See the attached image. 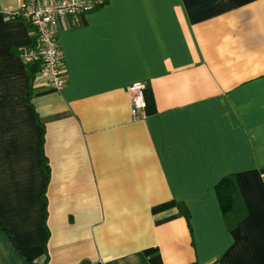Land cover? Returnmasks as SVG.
Instances as JSON below:
<instances>
[{
    "label": "crops",
    "instance_id": "crops-1",
    "mask_svg": "<svg viewBox=\"0 0 264 264\" xmlns=\"http://www.w3.org/2000/svg\"><path fill=\"white\" fill-rule=\"evenodd\" d=\"M16 6L0 0V264H264V0H107L63 19L60 90L21 61Z\"/></svg>",
    "mask_w": 264,
    "mask_h": 264
},
{
    "label": "built area",
    "instance_id": "built-area-1",
    "mask_svg": "<svg viewBox=\"0 0 264 264\" xmlns=\"http://www.w3.org/2000/svg\"><path fill=\"white\" fill-rule=\"evenodd\" d=\"M107 0H17L15 9H5V21L20 20L32 29L33 42L18 47L17 53L25 65H37V74L46 85L60 90L65 83L62 51L56 41V28L63 19H76L103 5ZM132 119L143 118L144 83L127 87Z\"/></svg>",
    "mask_w": 264,
    "mask_h": 264
},
{
    "label": "trees",
    "instance_id": "trees-1",
    "mask_svg": "<svg viewBox=\"0 0 264 264\" xmlns=\"http://www.w3.org/2000/svg\"><path fill=\"white\" fill-rule=\"evenodd\" d=\"M35 67L30 70V77L34 79ZM236 180L233 175H227L220 179L219 183L215 186V192L221 210L223 212V218L226 223L231 225L236 224L243 215L242 205H240V192H238Z\"/></svg>",
    "mask_w": 264,
    "mask_h": 264
}]
</instances>
